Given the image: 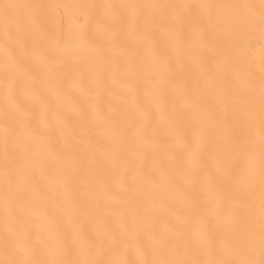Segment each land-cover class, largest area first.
<instances>
[{
  "label": "snow or ice",
  "instance_id": "obj_1",
  "mask_svg": "<svg viewBox=\"0 0 264 264\" xmlns=\"http://www.w3.org/2000/svg\"><path fill=\"white\" fill-rule=\"evenodd\" d=\"M60 7L0 0V264H264V0Z\"/></svg>",
  "mask_w": 264,
  "mask_h": 264
},
{
  "label": "bare ground",
  "instance_id": "obj_2",
  "mask_svg": "<svg viewBox=\"0 0 264 264\" xmlns=\"http://www.w3.org/2000/svg\"><path fill=\"white\" fill-rule=\"evenodd\" d=\"M34 2L46 3L51 5H60L66 7H60L59 9H53L54 14V23L56 25L57 31H63L65 35L70 33L79 32L82 28L87 26L89 32L94 30L95 25L88 21L84 16L81 15L80 10L73 7L79 3L85 2H113L119 3L121 0H34ZM136 2H149V0H136ZM167 2H175V0H167ZM186 2L200 3V2H216V3H233V4H243V3H254L258 4L259 0H186ZM0 39H2V34H0ZM264 47V41H261L259 34H253L252 36V46L248 49L245 54V59L243 63L247 66H250L253 71L258 72L260 68V57H261V48ZM145 50H141L137 56V62L144 56ZM113 55V54H110ZM113 62H116L113 59ZM121 63H123L121 61ZM143 91V90H141ZM43 99L50 100L51 98L44 93ZM0 102H2V89H0ZM2 158V154H0ZM83 179V178H81ZM111 191L115 194L120 191L119 186L112 184ZM0 228H2V222H0ZM0 258L2 254H0Z\"/></svg>",
  "mask_w": 264,
  "mask_h": 264
}]
</instances>
